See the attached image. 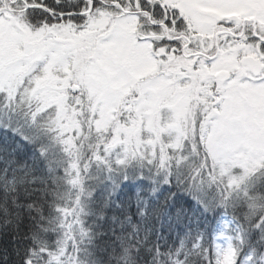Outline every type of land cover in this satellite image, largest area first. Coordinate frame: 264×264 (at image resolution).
Here are the masks:
<instances>
[{"label": "snow or ice", "instance_id": "6c2138e0", "mask_svg": "<svg viewBox=\"0 0 264 264\" xmlns=\"http://www.w3.org/2000/svg\"><path fill=\"white\" fill-rule=\"evenodd\" d=\"M35 9L53 19H34ZM250 94L264 100V0H82L68 13L0 0V127L58 143L69 187L54 221L59 238L31 247L23 264H84L92 160L143 162L160 173L150 195L167 183L175 190L166 201L186 194L213 211L231 201L249 232L264 236V151L244 142ZM237 140L247 163L230 158ZM0 212H11L6 200ZM192 247L203 264H264V251L244 252L243 232L211 250L202 238Z\"/></svg>", "mask_w": 264, "mask_h": 264}, {"label": "trees", "instance_id": "16d2710c", "mask_svg": "<svg viewBox=\"0 0 264 264\" xmlns=\"http://www.w3.org/2000/svg\"><path fill=\"white\" fill-rule=\"evenodd\" d=\"M43 3L56 13H68L78 10L82 0ZM33 18L53 19L43 9H35ZM114 160L108 167L92 160L85 173L90 192L82 197L88 206L83 219L89 230L87 237L80 238L84 264H174L177 257L187 258L188 264H203L199 248L192 245L202 238L211 250L223 214L232 217L244 233L245 253L264 251V236L249 232L244 210L231 201L214 211L186 194L166 201L175 190L167 183L150 195L160 177L154 167L143 162L117 165ZM65 161L55 141L37 143L18 127H0V203L6 200L11 209L7 216L0 212V264H23L31 247L59 238L54 221L69 191L61 174ZM173 170L179 181V171L175 166Z\"/></svg>", "mask_w": 264, "mask_h": 264}, {"label": "rangeland", "instance_id": "374dc122", "mask_svg": "<svg viewBox=\"0 0 264 264\" xmlns=\"http://www.w3.org/2000/svg\"><path fill=\"white\" fill-rule=\"evenodd\" d=\"M234 11L239 14L243 10L236 9ZM245 98L248 100V103L252 105L254 109H256V111H254L249 116V119L247 121L246 136L244 137V142L248 143L252 148L264 151V143H262V141H264V115H261L258 111L260 104L264 102V100H262V98L257 97L256 95L251 94L247 95ZM235 103L236 106L239 107V96L235 98ZM0 104H2V100H0ZM176 105L178 114L182 115L184 111V104L182 98H176ZM239 142L240 141L237 140L230 145L232 149L230 153V158L237 163H247L248 157L244 153L235 151V148L238 146ZM256 163H259V161H256ZM186 166H188V164L180 165V167L183 168ZM219 225L220 228L218 234L215 236V241H219V239L224 236L232 238L236 233L242 232V230L240 231L238 224L232 219V217L228 216L227 214L222 215Z\"/></svg>", "mask_w": 264, "mask_h": 264}]
</instances>
